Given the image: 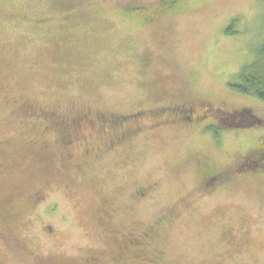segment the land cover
Wrapping results in <instances>:
<instances>
[{"label": "rangeland", "instance_id": "rangeland-1", "mask_svg": "<svg viewBox=\"0 0 264 264\" xmlns=\"http://www.w3.org/2000/svg\"><path fill=\"white\" fill-rule=\"evenodd\" d=\"M163 1L0 0V264H264V0Z\"/></svg>", "mask_w": 264, "mask_h": 264}, {"label": "flooded vegetation", "instance_id": "flooded-vegetation-1", "mask_svg": "<svg viewBox=\"0 0 264 264\" xmlns=\"http://www.w3.org/2000/svg\"><path fill=\"white\" fill-rule=\"evenodd\" d=\"M161 1H163V0H160V2ZM163 5H164V10L166 9V11L168 13H170V14H174L173 13L174 9H175V12H176L177 11L176 9L179 7V6H177V1L176 0H164L163 1ZM123 10H124V13L123 14L130 15L131 13L132 14H135V12L138 13V11H141L142 8L141 7H135L134 8L133 6L132 7L129 6L128 8H125ZM63 22H64V20H63ZM158 94H160V92ZM166 108L168 109V111H170L169 113L175 112L176 113L175 115H176L177 118H179V121L180 122H184V123L185 122H188L189 119L192 118L193 117V114L195 113V110H194L192 104H189L188 106H185L183 104H180V105H174V106H172L170 108H168V107H166ZM166 108H163L162 110H160L161 111L160 114L161 113H166V111H167ZM49 112H51V111H49ZM186 113H188V116L186 115ZM47 114H48L47 118L45 117L46 118V121L49 120L50 122H53V121H55L57 119L56 116L53 117V115H55V112H53V113H48L47 112ZM138 115H140L138 112L133 113V114H128V115H125V116H123V115H119L118 116V115L113 114V115H110L111 117L108 120V124H109V126H112L113 128H117L122 123H124L125 121H127V119H130V118L133 119L134 117H137ZM99 117H101V116H98V118ZM89 122H91V118L89 116H87V115H84L82 117H79V118L73 120L72 123H71V126H67V128H69V130L72 129V128H74L75 133L78 134L81 131V129H82V124H85V123L88 124ZM62 126H64V125H62ZM62 126L60 128H62ZM54 127H56V126L54 125ZM69 133L67 132V134L64 137H66V138H68V139L71 140V138L69 136ZM59 136H61V135H59ZM121 140H122V137L121 136H118V137L115 138V141L116 142H120ZM66 142H67V145H68V143L70 141L67 140ZM250 160H252V162L250 164L258 165V163H259L258 161H260V158L257 157L256 155H254V160L253 159H250ZM243 167H245V168L248 167L247 169L250 170V167H249L248 164L247 165H244ZM228 180H229V176H225V174H223V173H222V175L217 174V176H215L213 178L206 177L205 178V185H206V188L205 189H210L211 187L217 186V185H223V184H225L224 182H226ZM98 262L95 260V264H98Z\"/></svg>", "mask_w": 264, "mask_h": 264}, {"label": "trees", "instance_id": "trees-1", "mask_svg": "<svg viewBox=\"0 0 264 264\" xmlns=\"http://www.w3.org/2000/svg\"><path fill=\"white\" fill-rule=\"evenodd\" d=\"M229 31L230 29L226 30V32ZM243 73L244 75L242 76V84L236 87L238 92L244 95L253 96L264 103V42L261 44V46H259L258 55L255 61L252 64L245 66ZM245 112L249 113L251 117H245ZM217 121L223 123L224 126L244 128L246 127V124L251 125L255 121L260 122L261 120L256 118L255 115L251 114L248 109L241 108L233 115L230 114L228 117L222 119L220 118ZM251 162L252 160L247 163L250 167V170H246V168L243 167L245 163L242 165L243 171H252L254 168H260L259 164H250Z\"/></svg>", "mask_w": 264, "mask_h": 264}]
</instances>
